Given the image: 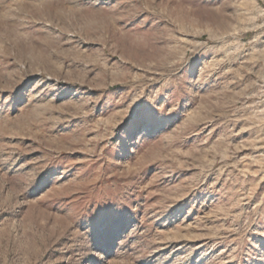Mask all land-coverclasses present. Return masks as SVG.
I'll return each mask as SVG.
<instances>
[{"label":"rangeland","instance_id":"374dc122","mask_svg":"<svg viewBox=\"0 0 264 264\" xmlns=\"http://www.w3.org/2000/svg\"><path fill=\"white\" fill-rule=\"evenodd\" d=\"M0 264H264V0H0Z\"/></svg>","mask_w":264,"mask_h":264}]
</instances>
